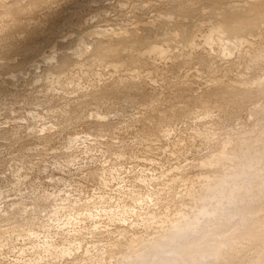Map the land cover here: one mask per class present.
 I'll return each instance as SVG.
<instances>
[{
    "label": "rangeland",
    "instance_id": "1",
    "mask_svg": "<svg viewBox=\"0 0 264 264\" xmlns=\"http://www.w3.org/2000/svg\"><path fill=\"white\" fill-rule=\"evenodd\" d=\"M178 1L0 0V63L9 65L0 68V264H249L258 248L264 249V244L243 242L215 256L206 250L218 240L220 246L232 244V231L247 232L250 225L264 220L263 59L253 64L232 47L203 64L186 52L184 60H175L169 43L159 40L155 44L165 50V58L149 56L150 50L144 49L150 58L146 63L131 64L123 58L117 62L123 68L120 72L137 73L136 88L123 87L105 95L112 65L94 66L86 73L83 62L73 64L74 76L60 74L66 82L62 84L39 78L49 63L35 70L30 66L51 48L69 51L74 39L89 31H95L90 39L101 33L110 42L129 35L131 27L160 37L170 29L161 24L162 16ZM184 1L200 7L202 14L192 19L201 26L195 38L201 49L202 35L213 19L204 15L208 7L202 1ZM32 29L37 33L30 37ZM242 37L250 46L261 47L258 37ZM213 80L245 85L250 89L248 97L218 96ZM91 84H96L97 94L102 90L100 96ZM198 175L226 181L212 182L206 194ZM114 209L125 211L117 214ZM199 209L222 211L230 220L212 231L208 216L198 217ZM171 215L185 221L196 215L198 231L169 241L160 239L165 232L160 236L139 224L146 217L164 226ZM251 215L253 220L246 219ZM95 225L96 230L105 226L107 230H100L101 235ZM92 227L95 233L90 232ZM119 231L152 239L158 248L136 247L144 256L142 261L115 251L116 256L104 254L99 262L91 259V251L83 250L113 243ZM27 232L36 234L37 240L32 238L40 244H33ZM41 242H49V248ZM61 247L67 252L59 258L53 254L58 259L53 261L49 252ZM182 247H188L187 252L179 253ZM257 264H264V257Z\"/></svg>",
    "mask_w": 264,
    "mask_h": 264
},
{
    "label": "bare ground",
    "instance_id": "2",
    "mask_svg": "<svg viewBox=\"0 0 264 264\" xmlns=\"http://www.w3.org/2000/svg\"><path fill=\"white\" fill-rule=\"evenodd\" d=\"M199 1H202L208 7L206 9V12L204 15L207 18H210V20L213 19V24L209 22V24H211V25H207V27H206L208 32L207 33L204 32L202 35L203 47L201 49H198L196 47V41H195L197 33L202 32V30L200 28L201 26L198 25L199 23H197L196 21H193V19H192L194 17L195 18L197 17L196 15L199 14V12L201 11V10H199L200 7L199 8L192 7V6L188 5L184 0H180L177 3L172 4L171 6L169 5L170 7L167 8L168 10L165 11L166 14H164V15H166L165 16L166 18L164 16H162L163 20H161V24H163V26L165 25L164 27H170V29H167L165 31V33L162 31L164 35L161 34L160 37H158V35L153 36L152 35L153 33L151 30H146L143 33H137L135 31L134 27H131V30H129V35L121 36V37L117 38L116 41L110 42V41H106L105 39H103L102 37H104V34H101V33H98L97 37L90 39L91 38V36H90L91 32H95V31H89V33H87L86 35L84 34L83 36H81V37L79 36L76 39H74L75 44L69 51L67 50L65 52H60V51H56L55 48L54 49L51 48L49 53L46 56L41 55L38 57V55H37L38 58L33 59L30 62V66L33 70H35V69L39 68V65L41 63L43 64V62H44L45 65H46V62L49 63V65L47 64L48 67L45 68V71L42 72V74L39 76V78L42 79L45 83L57 82V83L62 84V83H66V82L61 78L60 74H62V75L65 74L66 76L65 75L64 76L66 78L73 77L75 74L74 73L75 70L73 71V68L78 63L80 65V64H82L81 62H83V64H85L87 66L86 73L92 72L94 69L93 68L94 66H98V67L101 66L102 67V65H105V64L106 65H112L115 68L113 69V72L111 74V83L108 84V87L106 86L107 88H105V90L103 92V94H104V93H114L117 90H119V88L122 89L123 87H128V86L130 87V86L135 85V88H136V84H138V83L135 81L134 77L137 76V73L131 72V71L125 72V73L120 72L123 70V68L120 67V65L117 62H119L123 58V59L127 60L128 62H130L131 64L146 63V61H147L146 59H148L149 57L148 58L145 57V53H143L144 51H142L144 49L150 50L148 52L149 56H150V54H153L154 56H157L159 59L165 58L166 57L165 50L162 49L161 47L156 46V44H155V42H157L159 40L160 41L162 40V42L166 41L169 43L170 53L173 57L176 58V59L174 58L175 60H178L179 57L181 60H184L185 55L188 54V56H190V58L194 57L196 60L200 61L203 64V63H206L207 60H210V61L214 60V58L219 56L220 54H222V52L226 53L230 49L233 50L232 47H234V49L238 48L240 50L241 54H243V56L246 57L248 59V61L253 62V64L256 61L258 63V60H262V59L264 60V54H263L264 53V46L262 47V45H261L262 43H264V0H199ZM35 3H36V1H35ZM205 24H206V22H205ZM144 25H146V24H144ZM35 32H36V29H32V30H30V32L28 34H29V36L34 35ZM124 33H126V32H124ZM124 33H123V35H124ZM245 34H247L248 37H250V36L256 37V38L258 37L259 43H261L260 44L261 47L255 48V46L252 45L253 48H250V47H252L249 44L250 42L242 37ZM197 38H199V37H197ZM177 48H179V49H177ZM27 51H29V49ZM2 52H3V54H7L8 50H7V52H6V50H4V51L2 50ZM25 55H26V53H25ZM182 55H184V57ZM238 55L240 57H243L240 54H238ZM187 58H189V57H187ZM148 60H150V58ZM164 60H166V59H164ZM70 64L72 66H73V64H76V65L71 68ZM175 64H176V62H175ZM210 64H211V62H210ZM210 64L208 62V65H210ZM8 66L9 65H6L4 63H0V68L8 67ZM84 68H86V67L84 66ZM77 71H79V70H77ZM81 71H84V70L82 69ZM84 73H83V75H84ZM52 74H55V76H53ZM14 77H18V75L14 76ZM12 79H13V77H12ZM34 81H35V79H34ZM237 84H234V83H225L224 84V83L216 82L213 80L212 81V86H213L212 88L214 91H216L215 92L216 95H218L217 93H219L220 96H221V94H224V95L230 96L231 98H236V96L240 94V96L245 97V99H246V97H248L250 89L244 87L245 85L243 86V84H241V86H243V88L239 86L240 83L238 85ZM96 87H97L96 84H91L90 89H92L93 92L96 93L97 92ZM103 88H104V86H103ZM209 88H211V87H209ZM98 91H99L98 94L97 93L96 94L98 96H100L99 93H100V91L102 92V90L99 89ZM213 92H211L212 95H213ZM215 93L213 96H215ZM103 94H102V97L105 95V94L104 95ZM111 96H112V94H111ZM226 98H229V97H226ZM231 98H229V99H231ZM202 109H203L204 113H207L206 107H203ZM224 156H226V154H224ZM220 157H222V156H220ZM218 158H216V159H218ZM226 158H228V157H226ZM219 159L217 160V162L219 161ZM229 159H231V157ZM198 177H199V175L197 176L196 180L198 179V182H200L199 184H201L200 189L206 194L210 193L211 187L209 185L212 182L215 185H222V183L224 181H226V179H222V178L211 180L208 177L207 178L203 177L200 179ZM227 177H229V176H227ZM209 187H210V190H209ZM209 200H210V198H209ZM216 201H219V200L216 199ZM94 203H96V202H94ZM217 204H219V203H217ZM116 210L114 209L113 211L116 212ZM120 210H122V209H120ZM103 211H105V209ZM123 211H125V210L123 209L121 212L123 213ZM115 212H113V213L115 214ZM119 212L120 211H118L117 214H119ZM121 212H120V214H121ZM198 212H199V213H197L198 217L208 216L207 218L210 219V221L212 222V225H213L212 226L213 229L211 228L212 231H216L217 229H219L221 227V225L224 222H226V221L228 222L230 220L228 215L222 213V211L220 213H218L216 211H213L211 213L210 212L207 213L205 211H200V209H199ZM111 213L112 212L110 211L109 212L110 218L114 221V219H113L114 217H111L112 216ZM125 213H128V212H125ZM114 214H113V216H114ZM124 215L125 214L119 215V216L124 217ZM132 215H135V214L132 213ZM145 216H148L150 218L152 217L150 215H145ZM107 217H108V215H107ZM117 217H118V215H117ZM141 217H142V215L141 216L139 215V218H141ZM163 217H164V219L167 218V216H163ZM150 218L145 217L142 221L139 222V224H142L141 225L143 227L142 229H144L146 231L148 229H153L155 232H157V234L158 233L161 234V232L163 234L165 232L166 234L164 233V235H163L164 237L162 236V234L160 235V236H162V238H160V239H164L166 237V239H168L169 241L170 240L173 241V239H178V240L184 239L188 233L190 234V232L197 230L196 228H198L197 224H198V220H199V218H197L196 215L194 216L195 219H193L191 221L189 219H188L189 221H185L186 218H185V220H183L182 219L183 217H181L179 215H175L169 219H165V221H163V222H165L166 224H164V226H162L163 225L162 223H160L161 225H159V224L155 223V221H157V220L154 221ZM152 218H154V217H152ZM91 219H93V218L91 217ZM118 219H119V217H118ZM164 219L161 218L160 221H162ZM246 219L253 220L252 215H251V217L249 216ZM106 220L109 221V219H106ZM136 220H138V218ZM239 220H240V218H239ZM152 221H154V222H152ZM85 223H87V222H85ZM108 223H106V224L108 225ZM111 224H112V222H111ZM135 224H137V223H135ZM129 225H130L129 227H132L133 224L129 223ZM134 226L135 225H133V227ZM95 227L98 228V226H96V225L94 226V228ZM249 227H250L249 229L247 228L248 229L247 232H242L243 230L241 231L239 229H235L234 231H232L234 233L233 235L235 237L234 238L235 240L232 244H229V242H228L227 243L228 245L225 244L223 246H220V245H218L220 243V240H218L217 242H219V243L216 245H213L214 247H212V245H211L210 247H207V249L206 248L205 249L211 251L210 253L213 256H215V255L219 254V252H228V251L230 252L233 250L234 246L236 247L239 244H242L243 242H247L248 244L254 243L255 245H259V246L264 244V220H261L260 222L257 221V223H254V224L250 225ZM99 228H101V227H99ZM103 229L107 230L106 226ZM103 229H97L96 230V228H95V230L98 232L100 230H103ZM91 230H92V231H90L91 233L94 232L93 227L91 228ZM101 232H99V233L101 234ZM29 233L30 232H27L26 234L28 235ZM125 233H127V232H125ZM125 233H124V231H119L118 238L115 239V241L113 243L109 242V243H111L109 245L107 242H106L107 243L106 246H98V245L94 244L90 247L89 250L88 249H83V250L84 251L86 250V253H87V251L88 252L91 251L93 253L92 255L89 253L91 255V259L94 258L95 261L97 260L99 262H101L100 260H103L104 254H111V256L109 255L110 257L116 256V255H112L113 253H115V251H121L120 252L121 254H123L122 252H124V254L126 253L125 254L126 259L129 258V256L130 257L132 256V259H134L136 261H142L144 259V256L142 254H140L139 252H137L138 249L136 251L135 248L138 246L144 245V244L148 245L150 248L156 247V244L154 242H152V239H151V241L149 239L145 240L141 236H137V235L131 236L130 234H128V235H130V236H128ZM213 233L214 232L211 233L212 236H213ZM30 234H31V236H29L30 239L36 235L35 234L33 236L32 233H30ZM77 234L79 235V233H77ZM29 237H28V239H29ZM35 238H37V236L34 237V239ZM34 239H33V242H34ZM35 240H37V239H35ZM41 243H43V242H41ZM48 243H46V244L43 243L42 245H45L46 247H44V246H42V247L43 248H49ZM80 243H82V242H80ZM33 244H37V241H36V243L34 242ZM38 244H40V242ZM221 244H222V242H221ZM206 245H207V243H206ZM207 246H209V245H207ZM36 247H39V246H36ZM30 248H32V247H30ZM30 248H28V249H30ZM156 248H158V246ZM33 249H35V247ZM38 249H37V251H38ZM191 249H194V246ZM201 249H203V248H201ZM179 250H181L179 253H181V252L184 253V252H187L188 247L187 248L182 247ZM31 251H34V250L31 249ZM43 251L49 252L50 250L46 249ZM84 251L82 252V255H83V253H85ZM29 252H30V250H29ZM66 252H67V249H64L61 247V249H58L57 251H55V253L54 252H49V253L50 254L52 253V255H51L52 257H54L55 255L56 256L59 255L57 257V258H59L60 255L63 256ZM18 254H19V252H18ZM53 254H54V256H53ZM127 254L128 255L130 254V255L126 256ZM123 255H121V256L123 257ZM263 255H264V249H262V246H261L260 248H258L255 258H252V260L248 263L249 264H257L258 261L261 260L262 257H264ZM51 256L49 259L50 261L53 260V258H51ZM87 256H89V255H87ZM55 257H54L53 261L58 260V259H55ZM86 257H84V258H86ZM122 257H121V259H122ZM46 258L45 259L40 258V259L41 260L44 259V262L43 261L42 262L45 263L46 262L45 260H47ZM87 259H88V257H87ZM132 259L130 258L129 260H132ZM125 262H127V260H125ZM133 262H135V261H133ZM120 264H121V262H120ZM122 264H125V263H122Z\"/></svg>",
    "mask_w": 264,
    "mask_h": 264
}]
</instances>
